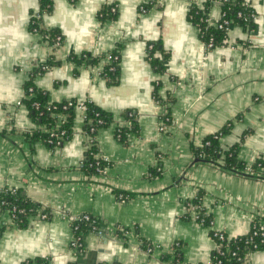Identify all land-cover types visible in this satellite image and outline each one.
Wrapping results in <instances>:
<instances>
[{
	"label": "crops",
	"instance_id": "crops-1",
	"mask_svg": "<svg viewBox=\"0 0 264 264\" xmlns=\"http://www.w3.org/2000/svg\"><path fill=\"white\" fill-rule=\"evenodd\" d=\"M207 1L50 0V12L39 18L43 29L61 36L57 47L29 28L39 0L0 5V190H16L40 207L23 226L10 212L0 213V264H169L163 257L173 255L178 243L183 264H209L216 248L210 230L234 238L249 233L256 219L264 222L262 168H246V177L194 156L205 137L226 127L220 149L237 147L246 167L258 160L264 166V0H234L254 12L253 28L231 26L225 43L213 49L187 19L191 5ZM108 4L116 6L117 17L101 21L98 13ZM146 4L149 10L140 12ZM209 14L219 19L218 2ZM152 43L163 51L155 50L154 59L167 55L161 72L147 58ZM118 45L117 85L101 75L106 58L80 66L70 60L105 55ZM30 80L50 102L89 101L112 115L111 125L89 137L85 111L76 109L62 145L32 139L44 127L23 103ZM167 113V129L159 131ZM132 123L136 131L124 145L114 130ZM89 139L107 162L102 174L83 169ZM150 170L155 176H148ZM199 193L211 228L186 214V203ZM43 212L49 217L41 219ZM81 215L98 219L102 234L83 232L76 250L70 247L73 219ZM247 264H264V251L249 254Z\"/></svg>",
	"mask_w": 264,
	"mask_h": 264
},
{
	"label": "trees",
	"instance_id": "trees-1",
	"mask_svg": "<svg viewBox=\"0 0 264 264\" xmlns=\"http://www.w3.org/2000/svg\"><path fill=\"white\" fill-rule=\"evenodd\" d=\"M69 1L74 2L75 0ZM214 1L220 4V17L217 20L212 19L209 14V9ZM149 4L140 6V12L144 13L149 10V8L151 7ZM115 7L116 6L114 4L103 6L98 13V18L101 21L115 20L117 17V10L115 9ZM112 8L115 9L114 12H111ZM50 10V0H39V16L45 13H49ZM187 19L198 30L199 38L203 42L204 46L207 49H213L225 43L226 33L224 31V26L222 29L218 28V26L222 24L223 21H227L230 26L236 25L246 30H250L254 25V12L246 4L240 1L208 0L202 7L191 5L187 13ZM29 28L32 32L42 34L52 46L57 47L61 42L62 38H60L59 44L55 45L56 37L60 36L59 33L55 30L49 31L43 29L41 26L40 18H33L29 25ZM149 46H151V48L147 49V58L151 64V67L153 70L161 72L163 70V60L167 59V55L163 53V60L157 61L153 58L155 50L158 49L160 52L163 51L159 48L158 43H152L149 44L148 47ZM120 49L121 46L118 45L111 52L96 57L91 56L89 53H82L79 56L71 55L70 60L76 66L86 64L95 65L99 62L100 59L106 58L107 60V58L109 57L110 60L106 61L105 65L103 66L101 75L104 79H106L108 85H117L119 82ZM47 66H49V64ZM154 100L160 103L156 92L154 93ZM23 103L27 107L31 119L35 123L44 127L43 129H39L33 132L31 134L32 139H41V141H43L46 146L54 148L62 145L63 142L67 141L70 138L72 134V124L75 117V100H65L57 103L50 102L48 101L47 94L44 91L36 89L32 85V82L30 80L24 85ZM84 107V132L88 134L89 137L93 138L98 129L105 128L111 125V114L102 111L89 101L84 102ZM60 114L65 116L64 122H62L61 124H59ZM167 116H169V113H167L165 117L168 120L165 122L166 125L170 122ZM132 118L130 119V121L133 120ZM91 129H93V131H91ZM50 130H55L57 134H59L61 131L64 132V135L61 136L60 139H58V141L60 142L59 144L56 143L57 139L55 138L52 139V144L46 143ZM227 130L228 129L226 127H223L219 132L205 137L201 145L194 149L195 159L198 162L214 163L216 161H219L220 168L222 170L237 172L241 175H245L246 177H249L245 171L246 168L250 173H254L257 171V169L262 168V177L260 178H264V166L262 161L258 160L250 167H246L244 163H241L237 160V147H232L226 150L220 149L218 145V137L226 133ZM135 131L136 127L132 123V126L128 128L120 126L115 128L114 135L120 143L126 145L129 141V134ZM95 153H97V149L93 145L85 155L83 161V169L87 173H97L98 169H104L107 166V162L103 161L102 159H94L92 157ZM154 171L155 170H150L148 176H155ZM201 198L202 196L199 193L190 202L186 203V209H188V212L186 214H189L190 209L192 208V211L196 212L198 215V218L195 219V221L203 227H209L212 219L204 212L201 206ZM13 207L15 208L13 221L18 226H23L25 224L27 216L34 215L40 208L39 205L26 200L16 190L14 192H12L11 190H0V213L4 211L10 212ZM43 213L45 214V219L49 217V214L47 212ZM185 216L187 217V215ZM90 221H94V224L91 225L90 222L84 221L78 224V228L82 233L93 232V227H100L98 219L90 216ZM74 225L75 224H73V226ZM2 231L3 227H0V235ZM213 234L214 232L210 230V236L216 243V248L210 258V264H216L217 261H220L221 264H243L242 260L245 255H249L255 251H264V242H262V240L264 241V237L252 236V232L234 238H229L224 233H222V239L220 240L214 237ZM149 247L151 246L145 245L144 249L147 250ZM177 247H179V243L177 245H174V248L176 249H174L173 255H165L163 257V260L169 262V264H183L181 262V253L179 249H177ZM232 253H235V255L232 256ZM26 264H49V262L47 259H34L27 260Z\"/></svg>",
	"mask_w": 264,
	"mask_h": 264
},
{
	"label": "built area",
	"instance_id": "built-area-1",
	"mask_svg": "<svg viewBox=\"0 0 264 264\" xmlns=\"http://www.w3.org/2000/svg\"><path fill=\"white\" fill-rule=\"evenodd\" d=\"M115 11V9L114 8H112L111 9V12H114ZM40 16L37 14L34 18H39ZM223 26H224V31H225V33L227 34L228 33V31H229V28L231 27L230 25H229V23L227 22V21H223V23L222 24H220L219 26H218V28L220 29H222L223 28ZM60 36L59 37H56V42H55V45H58L59 44V42H60ZM149 49L151 48V46H149L148 47ZM107 60L109 61L110 60V58L108 57L107 58ZM115 60H116V58H115ZM45 69V66L44 67H41V70H44ZM35 106H36V104H35ZM76 109H84V111H85V107H84V102H76V106H75V110ZM64 119H65V116L64 115H62V114H60V116H59V124H61L62 122H64ZM166 121H168L165 117L163 118V120H162V123L160 124V127H159V131H165L166 129H167V127L165 126V122ZM48 131V130H47ZM91 131H93V129H91ZM64 135V132L63 131H61L59 134H57L56 133V131L55 130H50L49 131V136H48V139L46 140V143H48V144H52L53 142V140L52 139H57V144H59L60 142L58 141V139H60V137L61 136H63ZM89 144H88V146H89V149H90V147L91 146H93V140L92 139H89V142H88ZM207 145V144H206ZM89 151V150H88ZM94 159H102L101 157H99L96 153L95 154H93V156H92ZM103 160V159H102ZM104 161V160H103ZM97 173H100V174H102V173H104V169H98L97 170ZM12 192H14V190H11ZM118 198L121 200V201H124L125 200V198L126 197H124V196H122V195H118ZM10 214H11V216L12 217H14V214H15V208L13 207L12 209H11V211H10ZM190 215H192V218L195 220V219H197L198 218V215H197V213L196 212H194V211H192V208L190 209ZM39 217L41 218V219H45V214H41L40 213V215H39ZM82 221H84V222H90L91 223V225H93L94 224V221H90V216L89 215H81V216H79V217H75L74 219H73V222H74V226L72 227V229H73V233H74V236H73V238H72V240H71V242H70V247L72 248V249H76V250H80L81 249V247H82V232L79 230V228H78V224L79 223H81ZM202 221V220H201ZM213 226V222L211 221V223H210V226L209 227H207V228H211ZM119 231L121 232L122 230L121 229H119ZM211 231H213V230H211ZM93 232H95V233H97L98 235H101L102 234V230L100 229V227L99 228H96V227H93ZM214 232V234H213V236L214 237H216L217 239H222V232H217V231H213ZM249 232H252V236H260V237H264V222L263 221H260V220H255L253 223H252V227H251V229H250V231ZM213 239V238H212ZM250 241H251V239H250ZM262 242H264L263 240H262ZM255 247V246H254ZM152 251V248L151 247H149L147 250H146V252L147 253H150ZM235 255V253H232V256H234ZM247 257H248V255H245L244 257H243V260H242V263L243 264H247ZM25 264H26V261L24 262ZM23 263V264H24ZM210 264V263H209ZM216 264H221V262L220 261H217L216 262Z\"/></svg>",
	"mask_w": 264,
	"mask_h": 264
},
{
	"label": "clouds",
	"instance_id": "clouds-1",
	"mask_svg": "<svg viewBox=\"0 0 264 264\" xmlns=\"http://www.w3.org/2000/svg\"><path fill=\"white\" fill-rule=\"evenodd\" d=\"M9 2H11V0H9ZM5 0H0V5H4ZM4 15V13L0 12V16Z\"/></svg>",
	"mask_w": 264,
	"mask_h": 264
}]
</instances>
